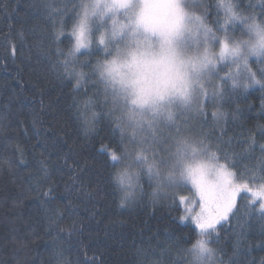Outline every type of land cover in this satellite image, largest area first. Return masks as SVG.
<instances>
[{
  "label": "trees",
  "instance_id": "obj_1",
  "mask_svg": "<svg viewBox=\"0 0 264 264\" xmlns=\"http://www.w3.org/2000/svg\"><path fill=\"white\" fill-rule=\"evenodd\" d=\"M81 3L86 0H0V261L3 264H17L18 261L23 264H188L185 249L197 236L178 220L185 214L184 207L174 210L163 196L153 203L150 196L153 189L145 181L142 182L143 198L132 208H120L109 183V170L103 159L96 156L101 137L106 136L107 130L89 136L81 130L92 113H99L102 108L114 107L117 114L126 118L117 97L108 95L109 103L106 104L104 88L98 81L95 87L90 82L79 92L73 91L71 84L59 85L47 66L35 62L39 47L48 48L49 41L45 39L38 46L33 37L34 31L47 30V24L32 15L34 5H47L50 10L63 12L64 15L58 17L53 12L54 22L58 19L70 34L74 11H79ZM215 3L216 0H198L192 8L197 13L206 9L214 13ZM242 3L246 5L248 0ZM213 19L214 16L207 17L204 21L215 32ZM105 29L111 50L124 46L123 39L113 40L110 19L104 17L101 21L94 16L90 48L86 52L95 54L80 56L76 60L77 67L85 61L94 63L103 57L96 52V41ZM71 43V38H65L60 47L67 51ZM85 68L91 72L87 65ZM209 78L206 86L211 91L220 82ZM237 91L239 95H232L231 99L225 95L223 101L207 103L208 124L202 129L203 120L194 111L197 102L191 105L189 126L195 134L208 133L214 144L221 142L222 151L217 153L218 157L235 155L240 171L245 167L251 171L256 168L261 154L257 149L250 156L247 141L250 134L257 143H264L260 135L264 130V89L255 85ZM73 99L79 103L75 109H69ZM88 101L91 104L86 103ZM213 112L225 113L226 122L221 120L219 126L214 125ZM106 123L101 121L93 127L104 128ZM52 134L67 140L74 149L63 172L52 170V165L63 164V158L50 156L52 150L45 152L41 147ZM186 139L194 142L191 133ZM103 143L107 145L109 140L104 139ZM173 147L176 145H170L171 151ZM4 160L17 163L23 160L26 166L13 165L9 171ZM45 162H48L50 176L47 180L43 179L42 171ZM219 162L224 163V159ZM162 171L166 170L162 168ZM75 175L82 177V181L76 183L82 182L84 187L74 191L72 178ZM29 176L32 177L30 181ZM29 184L39 186V191H28ZM49 187L55 189L52 197L61 198L49 197L50 203L41 206L42 192ZM180 194L190 195L187 190ZM69 203L77 210V215L68 216L65 205ZM239 203L238 218L224 225L219 231V243L212 245L224 264H229L230 260L234 264H264V221H249L245 214L247 202ZM46 212L55 221L51 226ZM57 216L63 218L57 219ZM74 225L76 231H73ZM70 233L71 239L68 238ZM138 250L143 254L138 255Z\"/></svg>",
  "mask_w": 264,
  "mask_h": 264
},
{
  "label": "snow or ice",
  "instance_id": "obj_2",
  "mask_svg": "<svg viewBox=\"0 0 264 264\" xmlns=\"http://www.w3.org/2000/svg\"><path fill=\"white\" fill-rule=\"evenodd\" d=\"M114 3L115 7L106 6L104 11L99 13L103 19L112 12L113 39L118 34L123 35L124 30L123 24L117 25L116 13L123 10L125 15L129 16V23H131L133 20L129 9L137 7L133 0H114ZM139 8V12L134 13L135 22L145 31L167 34L171 26L166 25L165 21L171 12L176 14L177 25L182 27L184 13L178 0H142ZM53 12H56L57 17L64 15L58 9L50 10L47 5L43 7L40 4L34 5L32 15L40 17L47 24V30L34 31L33 37L38 42V46L45 39L49 41L48 48L39 47L36 64L47 66L55 75L59 85L71 84L73 91L79 92L90 82L95 87L97 80L93 78L92 73L88 74L87 80H83L85 74L82 71L77 72L76 65L72 62L76 59L74 54L70 53L66 56L60 47L65 38L71 37L76 39V50L88 47L90 41L85 40V35L90 31L89 14L85 12L79 28L67 34L64 24L58 19L54 22ZM96 12L97 9H93L92 15ZM205 13L207 17L214 16L215 32L206 25L205 28L206 32L211 33L212 42L219 45V64L215 66L211 77L220 83L213 86L211 91L208 86L200 85L194 111L203 120L201 129L208 124L205 109L209 101H223L225 95L231 99L232 95H239L237 90L241 88L247 90L251 86L259 85L261 89H264V27L257 22L264 21V0H255V2L248 0L246 5L242 3V0H219L214 13L208 9ZM78 15L79 11H74L73 18ZM106 33L107 29L100 32L96 41V52L104 56L110 54ZM217 33L220 35L217 36ZM253 35L256 37L254 42L251 39ZM237 36L241 39L230 44L229 41ZM245 36L249 39H244ZM85 54L91 56L95 53L86 52ZM208 63L216 64L214 61H208ZM82 65L93 68L91 61H85ZM73 80L75 84L72 83ZM224 89H227V92ZM103 93L106 98L105 103L108 104L107 96L110 93L106 88L103 89ZM78 103L79 101L73 99L68 106L69 109H75ZM86 103L91 104V101ZM171 103L173 102L169 100L168 104ZM150 112L152 118H144L148 125V133L140 136H137L136 129L143 130L144 122L135 119L132 114H128L125 118L123 114H117L114 107L102 108L99 113L93 112L91 118L86 120L81 128L85 136L98 135L99 132L107 130L106 136L101 137V147L97 149L96 156L103 159L104 165L109 170V183L112 185L114 197L120 208H132L143 198L142 182L146 181L153 189L150 193L153 203L159 202L163 196L174 210H179L181 206H189L184 207L185 214L179 216L178 220L199 237L196 247L201 252L209 250L207 247L209 242L219 243V231L225 224H230L233 219L238 218L241 212L240 201L247 202L245 214L249 221H264V143H257L249 134L248 154L251 156L258 149L261 155L254 170L250 171L245 167L244 171H240L235 155L217 156V153L222 151L220 141L214 144L209 139L208 133L203 131L199 134L193 133L189 126L192 113L190 108L185 107L184 111L174 112L164 109V105L160 104L153 107ZM73 115L75 116L76 113ZM212 117L216 126H219L221 120L226 122V114L223 112H213ZM101 121H107L104 128L93 127L95 123ZM190 133L194 141L192 143L186 139ZM221 135H223L222 128ZM260 135L264 137V130ZM104 139L109 140L107 145L103 143ZM171 144L176 145L175 151L170 150ZM132 145L136 147L133 148ZM41 147L45 152L51 149L50 156L63 158V164L52 165V170L56 172H63L64 168L68 167L69 159L74 155V149L68 141L55 134L49 136ZM221 158L224 159V163L219 162ZM3 162L9 165V171H12L13 165L26 166L23 160L19 163L11 160ZM72 163L75 165V161ZM162 168L166 171H162ZM130 169L133 171L130 172ZM70 170L76 171L75 168ZM42 171L43 179H49L48 162L44 163ZM81 171L84 170L81 169ZM31 179L32 177L29 176L28 180ZM72 179V190L84 187L82 182L79 185L76 183L82 181L81 176L75 175ZM183 190H187L190 195L180 194ZM28 191H39V186L29 184ZM54 191L55 189L49 187L47 191L42 192L44 199L40 202L41 206L50 203L49 197H52ZM52 198L60 199L61 197L57 195ZM65 208L70 217L78 214L70 203L66 204ZM45 216L49 219L50 226L55 223L47 216V212ZM62 218L57 216V219ZM185 221L188 223L185 224ZM73 231H76L75 225ZM68 238L71 239V233ZM166 238L171 239V237ZM59 254L57 252V255ZM142 254V250H138V255ZM0 264L3 262L0 261ZM17 264H23V262L18 261ZM221 264H224L223 260ZM229 264L234 262L230 260Z\"/></svg>",
  "mask_w": 264,
  "mask_h": 264
},
{
  "label": "clouds",
  "instance_id": "obj_3",
  "mask_svg": "<svg viewBox=\"0 0 264 264\" xmlns=\"http://www.w3.org/2000/svg\"><path fill=\"white\" fill-rule=\"evenodd\" d=\"M180 4V0H178ZM219 0L213 7H217ZM115 7L114 0H108L104 7ZM93 9H97L94 0H86V3L79 5V15L74 18L70 27L78 29L80 21L85 16V12L91 18ZM109 12L106 18L112 16ZM197 18L205 20V11L198 13ZM264 27V21H257ZM123 24V35H117L114 41L125 39L126 43L115 50L110 49V54L97 59L91 69L92 75L99 84L106 88L108 93L123 98L133 111H149L160 104L166 105L171 100L182 107H188L197 102L199 88L204 77H211L215 66L219 64V45L215 49L211 46L194 48L187 50L174 45L169 34H160L159 43L154 45L150 36L138 35L141 27H138L135 20L131 23L117 21V25ZM144 32H150L145 31ZM89 32L85 35V40H89ZM241 38L237 36L230 40L234 44ZM244 39H249L245 36ZM253 42L256 37H251ZM72 43L64 54L68 56L74 54L76 60L90 48H80L76 50V39L71 37ZM108 43V41H107ZM71 59V57H69ZM214 61L216 64L208 63ZM84 65L76 66L77 72H83V80L88 79L89 71H85ZM75 84V80H74ZM206 86V84H204ZM133 171L132 169L129 170ZM197 237L185 249L188 257V264H221L220 254L208 243V251L201 252L196 247Z\"/></svg>",
  "mask_w": 264,
  "mask_h": 264
},
{
  "label": "rangeland",
  "instance_id": "obj_4",
  "mask_svg": "<svg viewBox=\"0 0 264 264\" xmlns=\"http://www.w3.org/2000/svg\"><path fill=\"white\" fill-rule=\"evenodd\" d=\"M197 1L198 0H180V6L184 13L182 27L177 25L176 14L174 12H171L168 15V19L165 21L166 25L171 26V30L168 31L167 34L170 35V38L172 39L174 45L177 47H181L187 50H192L194 48H202L207 45L215 49L216 44H214L211 40V33L206 32L205 25L207 26V24L205 23L204 20H200L197 18L198 13L196 10L192 8L193 3H196ZM94 2L97 8V12L95 15L89 18V28H90L89 37H88L89 41H90L91 24H92L93 17L98 16L99 20L101 21L104 20V18L101 19L99 13L104 11L105 9L104 6L108 2V0H94ZM133 3L137 7H135L134 9H129V13L131 14L132 20H135L134 13L139 12L140 10L139 6L142 4V0H133ZM108 18L110 19V22H111L113 19V15ZM116 18L118 22L129 23V16H126L123 10L116 13ZM177 31H178V34H177ZM138 35L150 36L154 45L158 44L161 38L159 32L157 33L144 32L143 28L140 29ZM123 40H124V45H125L126 40L125 39ZM209 79L210 78L208 76L204 77V80L202 81V83L206 84ZM117 99L123 105L126 115L132 114L135 119H139L144 122L143 130L136 129V133L143 134L144 131L146 133L148 131V125H147L146 120H144V118L151 119L152 118L151 112L149 111L140 112L139 110L133 111L125 99L120 98V97H117ZM188 108L191 109V106H188ZM164 109L171 110L174 112H180V111H184L185 107H182L175 103H171V104L164 105ZM173 148H174L173 151H175V147ZM183 207H189V206L186 205Z\"/></svg>",
  "mask_w": 264,
  "mask_h": 264
}]
</instances>
